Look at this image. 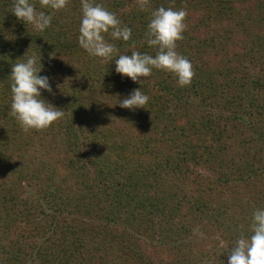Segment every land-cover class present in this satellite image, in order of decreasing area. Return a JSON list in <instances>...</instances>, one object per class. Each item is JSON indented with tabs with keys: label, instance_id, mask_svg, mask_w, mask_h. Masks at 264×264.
Here are the masks:
<instances>
[{
	"label": "trees",
	"instance_id": "obj_1",
	"mask_svg": "<svg viewBox=\"0 0 264 264\" xmlns=\"http://www.w3.org/2000/svg\"><path fill=\"white\" fill-rule=\"evenodd\" d=\"M33 2L52 15L43 32L0 0V264H227L264 209V0H95L132 30L105 35L118 54L154 56L151 12L185 9V87L156 69L134 83L89 56L81 0ZM34 53L52 87L41 97L64 116L26 133L10 74ZM138 88L146 109L120 107Z\"/></svg>",
	"mask_w": 264,
	"mask_h": 264
},
{
	"label": "clouds",
	"instance_id": "obj_2",
	"mask_svg": "<svg viewBox=\"0 0 264 264\" xmlns=\"http://www.w3.org/2000/svg\"><path fill=\"white\" fill-rule=\"evenodd\" d=\"M69 0H39L40 9L59 11L66 8ZM148 0H139L144 10ZM11 12L25 25H33L43 32L51 26L52 15L37 10L33 0H14ZM187 11L163 6L151 12V19L145 33L146 43L156 49L149 55L137 51L118 54V48L108 42L105 35L113 40L128 41L132 30L122 26L115 13L107 10L95 0H81V21L78 44L89 56L100 63L115 62V72L130 78L134 83L143 84V79L154 69L169 72L180 87L189 86L195 75L188 58L176 51L177 42L183 39L187 25ZM25 56V55H24ZM23 56V57H24ZM41 54H33L12 65L11 69V115L24 132L41 131L63 118L64 110L46 102L41 90L52 92L48 76L40 75L43 70ZM150 97L134 89L128 97L119 100V106L129 110L145 108ZM106 127V126H105ZM250 236H241L228 253L227 264H264V209H257L252 216Z\"/></svg>",
	"mask_w": 264,
	"mask_h": 264
}]
</instances>
